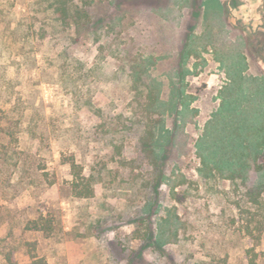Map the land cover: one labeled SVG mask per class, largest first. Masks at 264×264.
<instances>
[{
    "label": "rangeland",
    "instance_id": "obj_1",
    "mask_svg": "<svg viewBox=\"0 0 264 264\" xmlns=\"http://www.w3.org/2000/svg\"><path fill=\"white\" fill-rule=\"evenodd\" d=\"M51 2L0 0V264H264V172L204 178L195 147L264 79V0Z\"/></svg>",
    "mask_w": 264,
    "mask_h": 264
},
{
    "label": "trees",
    "instance_id": "obj_2",
    "mask_svg": "<svg viewBox=\"0 0 264 264\" xmlns=\"http://www.w3.org/2000/svg\"><path fill=\"white\" fill-rule=\"evenodd\" d=\"M51 5L52 13L61 19L71 15L69 0H52ZM182 97L183 91L178 89L175 100L181 102ZM219 98L218 108L195 142L200 159L198 171L204 178L219 175L232 182L237 179L244 182L250 170L264 172V79L228 78L219 90ZM10 121L7 119L5 128L0 126L3 135H12L14 123ZM75 167L72 163V168ZM76 175L72 181L75 194L90 195L88 184H79ZM247 193L256 208L264 212V179ZM31 259L25 264H47L42 257Z\"/></svg>",
    "mask_w": 264,
    "mask_h": 264
}]
</instances>
